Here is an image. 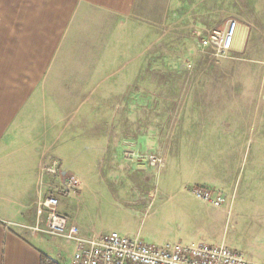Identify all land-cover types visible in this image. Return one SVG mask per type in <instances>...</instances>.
Masks as SVG:
<instances>
[{
	"label": "rangeland",
	"instance_id": "1",
	"mask_svg": "<svg viewBox=\"0 0 264 264\" xmlns=\"http://www.w3.org/2000/svg\"><path fill=\"white\" fill-rule=\"evenodd\" d=\"M169 1L171 20L162 22L148 19L143 1L120 83H103L104 99L89 97L72 115L87 114V140L80 160L59 161L79 189L60 195L58 209L83 235L223 242L264 262V0ZM202 12L210 25L196 19ZM230 18L235 49L200 52L198 39ZM59 177L40 176L44 196L56 194ZM196 186L221 191L223 207L196 199ZM46 235L71 264L72 242Z\"/></svg>",
	"mask_w": 264,
	"mask_h": 264
},
{
	"label": "crops",
	"instance_id": "2",
	"mask_svg": "<svg viewBox=\"0 0 264 264\" xmlns=\"http://www.w3.org/2000/svg\"><path fill=\"white\" fill-rule=\"evenodd\" d=\"M143 1L0 0V264H40L41 253L67 264L34 230L46 228L36 206L41 166L80 160L87 114L71 117L89 97L104 99L103 83H120ZM170 4L148 0V19L171 20ZM204 14L196 19L210 25Z\"/></svg>",
	"mask_w": 264,
	"mask_h": 264
},
{
	"label": "built area",
	"instance_id": "3",
	"mask_svg": "<svg viewBox=\"0 0 264 264\" xmlns=\"http://www.w3.org/2000/svg\"><path fill=\"white\" fill-rule=\"evenodd\" d=\"M238 23L228 19L221 30L212 29L198 39L197 49L214 55H227L235 48ZM60 176L61 167L57 159L41 166L44 174ZM60 185L56 194L44 196L42 181L38 183L39 198L37 201L38 217L45 216L46 228L35 227L54 238H63L74 245L70 255L71 264H264L246 259L241 252L231 249L225 243L207 244L200 242L192 245L181 243L156 246L149 244L138 236L128 237L117 232L83 235L74 222L58 211L59 196L68 195L79 189L77 177L64 172L60 177ZM198 200L216 208H222L225 196L221 191L204 186H196L190 190Z\"/></svg>",
	"mask_w": 264,
	"mask_h": 264
},
{
	"label": "trees",
	"instance_id": "4",
	"mask_svg": "<svg viewBox=\"0 0 264 264\" xmlns=\"http://www.w3.org/2000/svg\"><path fill=\"white\" fill-rule=\"evenodd\" d=\"M40 264H59L50 258L48 255L41 253L40 254Z\"/></svg>",
	"mask_w": 264,
	"mask_h": 264
},
{
	"label": "bare ground",
	"instance_id": "5",
	"mask_svg": "<svg viewBox=\"0 0 264 264\" xmlns=\"http://www.w3.org/2000/svg\"><path fill=\"white\" fill-rule=\"evenodd\" d=\"M244 36V35H243Z\"/></svg>",
	"mask_w": 264,
	"mask_h": 264
}]
</instances>
